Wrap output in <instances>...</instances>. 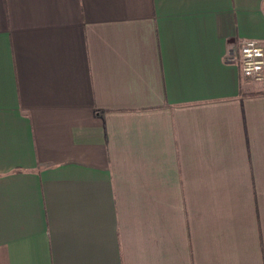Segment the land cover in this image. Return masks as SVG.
<instances>
[{"label":"crops","instance_id":"0c3cea01","mask_svg":"<svg viewBox=\"0 0 264 264\" xmlns=\"http://www.w3.org/2000/svg\"><path fill=\"white\" fill-rule=\"evenodd\" d=\"M264 0H0V264H264Z\"/></svg>","mask_w":264,"mask_h":264},{"label":"built area","instance_id":"2783aa9c","mask_svg":"<svg viewBox=\"0 0 264 264\" xmlns=\"http://www.w3.org/2000/svg\"><path fill=\"white\" fill-rule=\"evenodd\" d=\"M226 60L238 65L243 77L249 81H264V42L257 39H240L229 51Z\"/></svg>","mask_w":264,"mask_h":264}]
</instances>
